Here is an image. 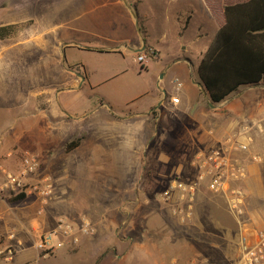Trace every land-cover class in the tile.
Wrapping results in <instances>:
<instances>
[{
	"label": "rangeland",
	"instance_id": "1",
	"mask_svg": "<svg viewBox=\"0 0 264 264\" xmlns=\"http://www.w3.org/2000/svg\"><path fill=\"white\" fill-rule=\"evenodd\" d=\"M81 1L0 0V26L12 25V33L0 39V83L6 89L0 91V109L12 110L15 105L27 108L25 113L18 108L11 111L7 122L16 123L13 130L0 129V140L6 143L0 147V173L4 176L0 183V201L28 223L25 230L0 225V251L11 248L13 253L11 260L5 258L6 253L0 254V261L4 263L17 258L22 237H31V250L26 257H34L23 264H116L115 255L127 248L125 242L129 239L126 237L136 239L139 224L148 217L147 212H153L152 208L164 219L174 218L167 206L157 200L159 193L174 178L184 181L192 178L191 161L195 153L212 146L210 143L202 147L191 145L183 127L172 129L170 133L161 132L154 114L105 124L111 120L110 116L138 114L152 102L146 94L151 92L150 84L159 72L160 61L149 60L140 68L120 54H98L75 48V44H85L71 38L67 40L64 25L70 14L81 9ZM212 1L222 6L226 0ZM141 8L149 16L147 3ZM109 15L105 11L100 13L104 18ZM186 20L184 16L180 21L185 25ZM85 22L96 28L92 19L86 18ZM216 27L210 18L205 21V35L189 55L195 69L212 44ZM191 30V27L187 29L183 42L190 41ZM170 31L173 34L171 27ZM172 38L175 40L173 35ZM15 42L19 43L18 47L10 51L9 44ZM66 42L70 45L57 53ZM160 60H164L163 52ZM66 66H73V76ZM85 74L93 77L92 85L80 84L79 77ZM75 81L76 88L71 83ZM258 86L264 87L263 84ZM248 88H241L239 92ZM55 91L58 94L54 102ZM238 96L236 92L214 104L213 111L227 114V107L238 101ZM103 102L112 111L101 110ZM26 117L30 122L24 125ZM187 118L184 116V123L192 128L193 123ZM249 123L248 119L241 121L242 125ZM78 138L80 144L66 150V145ZM11 140H15L14 145H8ZM256 142L254 154L264 157V143ZM27 152L36 158V171L22 178L23 185L19 189L6 190L3 187L5 173L19 175ZM247 164L257 165L249 160ZM261 166L264 174V163ZM243 188L245 210L241 220L255 231H264L250 225L248 213L254 203L264 206V197L255 200L245 183ZM20 193H24L25 198L16 200ZM197 196L207 204L200 215L202 221L214 223V231L225 234L235 231L237 225L233 219H237L223 196L207 191ZM154 215L153 212V217L157 216ZM82 218L89 221L94 231L79 236L77 244L61 238L63 246L47 255L36 249L38 238L53 232L59 220L77 228ZM239 228L242 232L243 225L239 224ZM215 244L220 249L224 246L227 253L237 248L235 241L223 246L220 242ZM227 259H223L224 264H235Z\"/></svg>",
	"mask_w": 264,
	"mask_h": 264
},
{
	"label": "crops",
	"instance_id": "2",
	"mask_svg": "<svg viewBox=\"0 0 264 264\" xmlns=\"http://www.w3.org/2000/svg\"><path fill=\"white\" fill-rule=\"evenodd\" d=\"M132 3L135 4L136 11L132 8ZM144 3L149 6L150 12H147L149 16L141 10ZM215 8L217 6L211 0L81 1V9L70 14L64 25V35L67 40L71 38L85 44V46L75 44V48L98 54H120L124 59L132 60L137 66H139L135 61L137 54L151 48L155 51V57L148 59L146 64L149 60L160 61L159 72L152 78L153 81L150 84L151 92L146 94L147 99H151L152 102L138 114L124 113L122 117L110 116L111 120L106 121L105 124H112L113 121L120 119L127 120L154 114L155 122L160 125L161 132L170 133L172 129L183 127L187 131L191 145L196 144L202 147L210 143L215 146L231 136H236L237 140L245 143L249 138L248 152L251 154H254L253 150L257 140L263 145L264 127L261 128V124L264 126V87H251L242 93L238 91L237 96L240 94L241 96H238V101L227 107V114H217L213 111L216 106L209 103V97L198 78L197 68H194L189 58L194 46L205 35V21L209 18L214 21ZM103 11L109 12L110 15L105 18L101 17L100 13ZM184 16L187 18L185 25L180 21ZM86 18L92 19L96 28L90 27V23L85 22ZM170 27L174 31L173 34ZM189 27L192 28L190 41L183 42ZM216 33L217 28L213 35L214 38ZM92 43L95 45L92 46ZM18 44L10 43L9 50L13 51ZM68 45H70L68 42L62 43L56 52H63ZM161 52L164 53L163 61L160 60ZM55 60L58 62V54ZM66 68L73 76V66H66ZM162 71L164 74H161ZM79 81L82 85H92L93 77L85 74L79 77ZM71 83L74 88L78 87L76 81ZM2 88L5 89V86L0 83V91ZM57 94L56 91L53 93L54 102ZM16 108L23 109L24 113L27 109L26 105H15L12 110L0 109V117L3 119L0 120V129L13 130L16 127L14 121L7 122L11 118V111L15 112ZM100 108L112 111L104 102ZM184 116L188 117L187 121L193 123L192 128L185 125ZM246 119L250 120V123L242 125L241 121ZM26 121H28L27 117L23 123ZM142 122L144 123V119ZM26 124L27 122L24 125ZM14 144L15 140L8 143V145ZM4 145L6 143L0 140V147ZM237 157L241 160H249L247 153H238ZM261 165H248L249 175L245 181L249 193L255 200H261L264 197V174ZM2 181H4V176L0 173V183ZM203 208L206 209L207 204L202 197L197 196L193 219L185 227L172 217L162 218L156 208H152L154 216H157L153 217V212H147L148 217L142 219L139 224L136 239L127 236L126 239H129L125 242L127 248H122V253L116 254V259L113 260L116 264H224L223 259L230 257L227 261L235 263L240 251L239 223L233 219L234 224L237 225L233 233L225 234L223 231H214V223H206L200 218ZM248 213L250 225L264 228V206L254 203ZM16 214L6 206V203L0 201L1 226L7 228L14 225L17 229L25 230L28 223H24ZM242 231H246L252 241L254 240L253 236L256 231L249 228L248 224L243 225ZM21 239L22 247L16 254L17 258L15 256L14 260L8 263L0 261V264H23L33 259V255L26 257L31 250L29 247L31 237ZM231 241L236 242L237 248L235 252L228 250L227 253L223 245ZM215 242L222 243L223 248L220 249Z\"/></svg>",
	"mask_w": 264,
	"mask_h": 264
},
{
	"label": "built area",
	"instance_id": "3",
	"mask_svg": "<svg viewBox=\"0 0 264 264\" xmlns=\"http://www.w3.org/2000/svg\"><path fill=\"white\" fill-rule=\"evenodd\" d=\"M155 57V51L151 48L139 52L135 61L141 68L148 59ZM176 101V100H175ZM248 142H240L236 136L226 137L221 143L195 153L191 167L194 169L192 178L187 181L174 178L158 195V201L169 209L180 225L187 226L191 223L194 215V206L197 195L207 191L213 195H221L227 201L229 211L240 225L245 223L241 220L245 210V192L243 184L249 175L247 161L237 157L238 153H247L252 163H264V157L249 153ZM22 170L19 175L13 176L5 173L6 180L3 187L9 191H15L22 187V178L33 174L38 166L33 154L25 153L22 158ZM94 231L87 219L82 218L76 228L70 223L59 220L57 228L41 235L35 247L47 255L51 251L63 246V239H69L72 244L79 242V236L89 235ZM12 236H10L11 238ZM54 237L56 241H53ZM252 241L246 231H242L239 239V255L235 264H264V231H256ZM6 253V259H12V249L1 250L0 254Z\"/></svg>",
	"mask_w": 264,
	"mask_h": 264
},
{
	"label": "trees",
	"instance_id": "4",
	"mask_svg": "<svg viewBox=\"0 0 264 264\" xmlns=\"http://www.w3.org/2000/svg\"><path fill=\"white\" fill-rule=\"evenodd\" d=\"M213 19L217 33L197 75L210 102L219 104L241 88L264 85V0H226L215 8ZM11 33L12 25L0 26V39ZM80 141L69 142L66 150ZM15 198L24 199L25 194Z\"/></svg>",
	"mask_w": 264,
	"mask_h": 264
}]
</instances>
